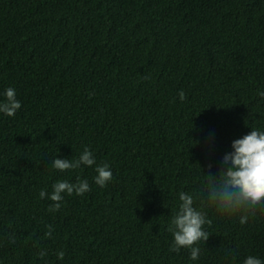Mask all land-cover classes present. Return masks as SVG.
Wrapping results in <instances>:
<instances>
[{
	"label": "trees",
	"instance_id": "1",
	"mask_svg": "<svg viewBox=\"0 0 264 264\" xmlns=\"http://www.w3.org/2000/svg\"><path fill=\"white\" fill-rule=\"evenodd\" d=\"M8 87L0 264L264 262V209L241 224L205 199L232 142L264 131V0H0V100ZM85 148L94 165L52 167ZM78 179L90 190L50 211ZM181 192L211 220L196 260L169 250Z\"/></svg>",
	"mask_w": 264,
	"mask_h": 264
},
{
	"label": "clouds",
	"instance_id": "2",
	"mask_svg": "<svg viewBox=\"0 0 264 264\" xmlns=\"http://www.w3.org/2000/svg\"><path fill=\"white\" fill-rule=\"evenodd\" d=\"M264 97V92L260 93ZM4 99L0 100V112L8 116H14L21 108V102L16 98L15 89L8 87L3 93ZM180 99H185V93L181 90ZM231 152L223 157V164L226 167L219 170V175L208 173L205 199L215 206L221 215L241 214L240 223L244 224L248 216L254 215L257 208L264 209V131L253 129L249 134L232 142ZM52 167L60 171L79 168L81 165L92 166L95 158L92 152L85 148L75 161L56 158L50 162ZM97 175L95 183L101 187L105 186L112 179L113 173L110 166L105 163L95 168ZM90 187L86 180L78 179L76 183H69L67 180L57 181L53 185L50 196L42 190L40 197L48 198L56 203L50 206V211L59 210L62 193L72 195H83ZM178 209L171 217L167 230L172 233L174 240L170 251L179 252L181 248L190 249V258H199V241L205 242L209 239V233L204 230V225L211 224L206 214L194 206L192 195L181 192L179 194ZM41 256L45 253H41ZM64 253H58V258L63 259ZM243 264H264L261 259L248 256Z\"/></svg>",
	"mask_w": 264,
	"mask_h": 264
}]
</instances>
